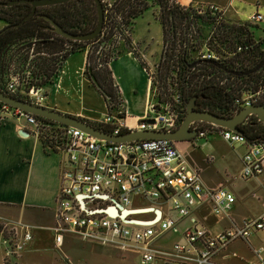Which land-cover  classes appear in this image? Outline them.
<instances>
[{
    "label": "built area",
    "instance_id": "built-area-1",
    "mask_svg": "<svg viewBox=\"0 0 264 264\" xmlns=\"http://www.w3.org/2000/svg\"><path fill=\"white\" fill-rule=\"evenodd\" d=\"M196 6L199 14L204 12L203 7H208L213 13L219 12L216 23L223 18V11L217 4ZM263 19L261 12L254 11L244 20L234 21L256 26L249 27L251 43H248L245 33L240 40H235L233 46L228 40L215 38V27H211L201 41L197 57L224 61L234 52L242 53L249 49L251 44L264 38V28L263 34L255 33L259 28L258 22ZM149 72L152 96V71ZM54 86H58L57 78ZM4 87L5 93L15 95L20 92L22 82L17 74H12ZM25 89V100L45 105L47 93L43 86L31 84ZM263 98L264 82H258L256 86L242 90L234 99V110L257 104ZM121 111L122 115L107 111L98 122L113 134L143 129L171 131L179 126L183 107L179 93L174 92L172 100L149 101L142 116L129 113L125 101ZM0 114L24 119L33 126L38 137L43 134L46 147L63 154L54 222L49 226L57 246L62 243L64 234L69 233L80 239L132 250L142 263L155 262L166 256L164 263L170 260L178 264H209L232 241L248 240L257 230L264 229V209L255 217L244 218L240 222L231 220L215 232L191 216L194 210L205 205L214 214L228 216L236 196L229 188L205 185L199 171L183 158L184 140L151 137L110 141L63 123L50 125L52 129L49 131V125L42 124L33 113L4 102H0ZM210 128L219 132L230 145L239 143L244 146L240 157V178H261L264 185V138L248 139L243 132L202 120L190 124V129L196 131L195 137H206ZM143 201L156 204L144 207ZM122 208L136 212L122 217L119 215ZM145 208L151 210L141 211ZM109 209L116 213L110 214ZM156 210L160 212L158 218ZM149 212L152 215H146ZM184 217H191V220L182 230L183 240L175 241L168 250H159L154 245L155 240ZM150 219H153L150 223L140 222ZM32 238L30 225L19 220H0V250L5 257L18 253ZM253 252L256 261L249 264H264L262 247Z\"/></svg>",
    "mask_w": 264,
    "mask_h": 264
},
{
    "label": "trees",
    "instance_id": "trees-1",
    "mask_svg": "<svg viewBox=\"0 0 264 264\" xmlns=\"http://www.w3.org/2000/svg\"><path fill=\"white\" fill-rule=\"evenodd\" d=\"M101 1L104 12L101 32L89 40L57 33L43 15L50 16L70 32L83 33L96 25L94 0H66L40 5L18 25L30 11L31 4L0 3V21L3 23L0 27V89H5L10 75L17 74L22 88L14 96L24 99L25 88L31 84L45 86L54 83L66 58L82 50L86 52L84 72L103 96L107 111L122 115L120 110L124 107V99L114 80L110 62L121 53L119 45L122 41L149 73L132 42L131 31L135 19L150 8L161 25V52L155 66L157 78L151 74L152 96L159 101L172 100L174 92H178L183 107L179 123L192 97H195L194 101L200 99L201 109L230 116L242 108L234 110V99L242 90L264 82V77H261L264 73V38L242 53H232L224 61L197 57L201 41L211 27H215V38L228 40L233 46L235 40H240L245 33L248 43H251L249 27L256 25L240 24L224 15L216 23L219 12L213 13L208 7H203L204 12L199 14L196 5L181 4L178 0ZM98 42L101 44L97 45ZM167 84L175 85L173 93L165 91ZM257 104L264 105V98ZM34 116L42 124H48L49 131L52 129L50 125L62 124L44 116ZM92 123L107 130L98 121ZM238 126L248 139L264 138V122L254 113L247 115ZM39 138L44 142L42 133ZM4 262L10 264L7 257H4Z\"/></svg>",
    "mask_w": 264,
    "mask_h": 264
},
{
    "label": "crops",
    "instance_id": "crops-1",
    "mask_svg": "<svg viewBox=\"0 0 264 264\" xmlns=\"http://www.w3.org/2000/svg\"><path fill=\"white\" fill-rule=\"evenodd\" d=\"M178 1L181 4H217L223 11L224 17L231 21L244 20L254 11L261 12L264 16V0ZM151 11L154 15L153 9H151ZM133 31L132 26L131 39L133 44L137 45L140 41L136 40ZM138 47L140 51L142 50L141 53H143L145 59L148 60L150 58V51H148L147 45L141 46L140 44ZM124 50V55L120 53L116 58L111 60L110 67L114 75V80L121 90L126 110L129 113H131L129 94L132 93L133 96L136 95L137 85L134 83V76L136 73H140L146 78L143 111L141 114L131 113L136 116H142L146 110L147 103L151 101L149 92L150 81L146 70L141 66L132 51L127 48H124ZM143 50L145 52H143ZM84 53L86 58V52L84 51ZM85 58L83 61L84 65ZM68 59L69 57L64 61L57 77L58 86H52L46 92L45 105L64 113L80 116L91 122L98 121L101 117L92 120L80 109L70 106L72 92L77 91V87L72 82V68L70 66L64 68ZM84 65L81 63L80 70L83 69ZM75 71H77V69ZM48 94H50V97H48ZM55 95L59 96L61 101L65 99L66 102L60 106V102L58 101L57 103ZM20 129L24 131L23 134L19 133ZM62 162V153L46 147L34 132L33 126L24 119L12 116L4 119L0 118V220H19L30 225L33 232V238L27 241L18 253L7 256V260L10 264H61L60 257H57L54 249L60 251L62 256H65L68 260L70 259L68 252L63 249L66 238H80L66 233L63 236L62 243L57 246L54 235L49 230V226L54 222L55 199L60 186ZM235 196L236 200L232 208H237V203L240 201V195L236 193ZM191 216L195 217L199 223L204 225V222H202V215L199 213V208L194 210ZM231 218L234 222H240L244 219L242 218L239 221L237 217L232 216ZM190 220L191 217H184L179 221V224L184 223V228L190 223ZM229 223L230 220L229 222L226 220L221 225H217L214 230L207 225L204 226L215 232L227 226ZM250 237L248 240L232 241L226 247L227 249L225 248L226 250L224 249L215 255L209 264H248L249 261H255L256 257L253 254L252 247H257L258 245L264 247V245L262 243L253 244ZM83 240L91 243L89 250H95V244L103 245L91 240ZM86 248H88V246ZM233 253H235V255ZM110 255L112 257H116L117 255L120 258H124V254L114 253L113 250ZM4 257V252L0 250V264H5ZM80 261L81 264H89V260L86 256H82ZM139 261L141 262L140 259Z\"/></svg>",
    "mask_w": 264,
    "mask_h": 264
},
{
    "label": "rangeland",
    "instance_id": "rangeland-1",
    "mask_svg": "<svg viewBox=\"0 0 264 264\" xmlns=\"http://www.w3.org/2000/svg\"><path fill=\"white\" fill-rule=\"evenodd\" d=\"M258 24L259 28L255 29L256 35L263 34L262 29L264 28V19L259 21ZM2 26L3 23L0 21V27ZM133 30V35L136 37V40L140 41L137 45L135 44L136 50L141 55L143 53H141L142 50L140 51L138 45H147L148 51H150V58L148 60L145 59V56H142V58L144 59L148 70L152 71L157 78L155 66L161 52V25L158 20L155 19L151 9L146 10L143 15L137 17L133 24ZM98 44L101 43L98 42L97 45ZM119 46L122 49L121 55H124V48H126L125 44L121 41ZM143 52L145 51L143 50ZM68 57L69 59L65 63L64 68L69 66L72 68V82L77 87V91L72 92L70 106L80 109L92 120L102 117L105 112H107L105 101L103 96L91 83L87 73L84 72V51H75ZM81 63L84 65L82 70H80ZM76 69L77 71H75ZM55 81L56 79L54 82ZM134 83L137 85L136 95L133 96L132 93L129 94L130 112L133 114H141L144 106L146 78L142 74L136 73L134 76ZM52 86H54V83L47 84L43 87L47 92ZM174 89V84H167V90L165 91H167L168 94H171ZM48 97H50V94H48ZM55 98L57 103L58 101L60 102V106L66 102L65 99H62L61 101V98L57 95H55ZM153 101V96H151V102ZM150 114H153V112L151 111ZM7 117L9 116L0 114V118L4 119ZM199 123L205 125L204 122ZM209 132L210 133H208L206 137H194L186 140L183 145V158L188 165L199 171L203 182L208 187L223 186L231 189L235 194L237 193L240 195V201L237 203V208H231L228 216L212 213L207 205L199 208V213L202 215V222H204V225H207L214 230L217 225H221L224 221H231L232 216L237 217L240 221L242 218L255 217L258 215V213L264 208V185L262 184L261 178H250L246 180L240 178V157L244 152L243 145L239 143L230 145L221 137L219 132L213 131L211 128L209 129ZM143 203H145L144 206L156 204L150 201H143ZM146 215H152V213L149 212ZM183 226L184 223L179 224L178 222L173 228L164 231L155 240L154 245L157 246L159 250H168L175 241H182ZM250 239L253 244L262 243L264 245V229L253 233ZM90 244L89 241L83 239L66 238L63 249L68 252L70 259L68 260V258L62 256L57 249H54V252L57 257H60L61 264H81L80 259L82 256L88 258L89 264H178L176 262H171L170 260L167 263H164L163 259H165L166 256L156 259L155 262L141 263L139 261L140 257L138 259L139 255L132 250L100 244H95V250H89ZM87 246L88 248H86ZM258 247H262V255L264 258V247L262 245L252 247V250ZM112 250L114 253L124 254V258H120L117 255L116 257H112L110 255ZM255 261H249L248 264Z\"/></svg>",
    "mask_w": 264,
    "mask_h": 264
},
{
    "label": "water",
    "instance_id": "water-1",
    "mask_svg": "<svg viewBox=\"0 0 264 264\" xmlns=\"http://www.w3.org/2000/svg\"><path fill=\"white\" fill-rule=\"evenodd\" d=\"M66 0H0V3L11 4L14 2H29L31 4L30 11L24 15V17L17 23H22L26 18L34 13L35 8L40 5L54 4L63 2ZM97 9V22L93 29L83 32V33H73L64 29L61 25L55 22L50 16L43 15L46 19L49 20L52 28L57 33L70 37L73 39L79 40H89L95 38L100 32L104 19V12L101 0H94ZM93 79V76H92ZM194 98H190L186 105V114L182 119L179 126L171 131H160L152 129H143V130H129L121 134H113L106 130L101 129L97 125L93 124L91 121H88L80 116L72 115L69 113H64L55 108L48 107L46 105H40L32 103L28 100L16 97L12 94L5 93L0 89V101L4 102L10 106L18 107L26 112L33 113L35 115L44 116L50 118L54 121L78 127L84 131L89 132L97 137L110 140V141H127L136 138H151V137H165L171 140H189L195 137L196 131L190 129V124L195 120H202L210 122L219 126L229 128L233 131L242 132L238 124L249 114H256L257 117L264 122V105L263 104H254L241 108L239 111L230 116H225L218 114L216 112L206 110V109H197L194 102ZM157 108V106L155 107ZM20 134H23L22 129L19 130ZM148 209V208H145ZM129 211V209L122 208V211L119 213L120 216L124 217V212ZM108 212L112 215L116 213L115 210L109 209ZM156 218H158L160 212L156 210ZM155 219V218H154ZM153 219L150 220H140L142 223H150Z\"/></svg>",
    "mask_w": 264,
    "mask_h": 264
},
{
    "label": "flooded vegetation",
    "instance_id": "flooded-vegetation-1",
    "mask_svg": "<svg viewBox=\"0 0 264 264\" xmlns=\"http://www.w3.org/2000/svg\"><path fill=\"white\" fill-rule=\"evenodd\" d=\"M194 102H195V104H196V108H197V109H201L200 99H199V98H196V101H194ZM184 141H186V140H184Z\"/></svg>",
    "mask_w": 264,
    "mask_h": 264
},
{
    "label": "bare ground",
    "instance_id": "bare-ground-1",
    "mask_svg": "<svg viewBox=\"0 0 264 264\" xmlns=\"http://www.w3.org/2000/svg\"><path fill=\"white\" fill-rule=\"evenodd\" d=\"M144 207H150V206H144ZM147 210H151V208L146 209V210H141V211H147ZM129 212H136V211H125L124 212V215L127 214V213H129Z\"/></svg>",
    "mask_w": 264,
    "mask_h": 264
}]
</instances>
